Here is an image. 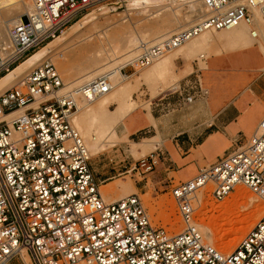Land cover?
<instances>
[{"label": "built area", "instance_id": "obj_1", "mask_svg": "<svg viewBox=\"0 0 264 264\" xmlns=\"http://www.w3.org/2000/svg\"><path fill=\"white\" fill-rule=\"evenodd\" d=\"M30 1V12L9 27L8 43L0 45V76L94 7L120 2ZM201 1L204 11L197 21L162 42L142 41L140 53L121 70L147 67L204 30L253 25L256 14L264 20V0ZM250 33L257 35L253 27ZM195 76L186 85V104L207 94ZM63 86L46 59L0 92V264L21 249L34 264H264V210L230 252L206 243L194 223L196 193L204 187L222 201L244 185L264 202V113L248 138L236 140L194 177L172 184L184 226L168 231L152 225L136 193L104 199L87 146L72 123L75 95L90 101L108 92L107 75L74 91L61 92ZM160 163L174 171L169 154L158 146L122 173L144 176ZM168 179L173 183L175 177Z\"/></svg>", "mask_w": 264, "mask_h": 264}, {"label": "rangeland", "instance_id": "obj_2", "mask_svg": "<svg viewBox=\"0 0 264 264\" xmlns=\"http://www.w3.org/2000/svg\"><path fill=\"white\" fill-rule=\"evenodd\" d=\"M122 4L123 2L113 4L112 7L115 6V8H117L115 10H110L109 8H111V6H108L109 4H100L94 7L91 11H86L87 13L77 20H80L79 22L75 21L77 22L76 25L74 24L75 22L72 23L73 25H68L65 29L62 30L61 33L57 35L60 36V38L50 39L54 41H47L44 45L40 46L18 64L23 63L33 54L40 51L41 48L51 43L45 49L47 51L44 50V53H42L41 56L36 59L38 60L37 63L27 69L25 73H27L34 66L40 64L42 61L46 60L47 56H51L47 59L49 61H51L50 59L54 60L52 62L64 81L65 75L62 74L61 69L59 68L61 65L66 66L71 70H76L77 67L82 66V62L84 61L85 57L91 55L93 51L100 48V46L106 49L109 47V43L114 44L113 40L111 41V39H113V37L114 39L115 37H117L115 35L116 31H118L117 33H119V31L121 32V28H117L118 26L113 28L114 25H117V22L125 25L131 24L132 26H134V24H137L135 23L136 19L145 16L144 13H142V11L140 10L138 11L128 9V12H126L125 10L123 11L122 9H124V7H122ZM101 6L105 7L101 8V10H97ZM183 8L185 9L182 10L183 12H187L189 9L188 6H183ZM70 26L73 27L69 29ZM98 34L100 35V38H97ZM89 35H91L90 38ZM87 36L88 39H86ZM95 38L99 40H95ZM89 39H91L90 42ZM144 39L148 41L152 38L146 37ZM150 42L154 43V41ZM253 47V49H248L243 54H239L237 56L244 62H242V68H248L253 65L256 58L262 57L264 60V56L259 50L258 46ZM75 65L77 66L75 67ZM175 65L176 66H173V68L165 75V77L157 80L153 86H150L146 83L135 82V76L140 74V72L145 68H132L131 66H128L124 69V71L125 74L130 76L128 77V79H126L127 81L125 80L126 82L124 83L131 82L133 84L131 95L132 98H134V100L137 102V104L140 105L137 108L138 110L147 109V111H149L150 108V112L154 116L159 117V119H157V121L159 120L160 123L159 126H157L158 132H160V134H165V136L169 133V138L173 141L174 144H176L177 142L180 143V141L182 140L189 141V151H191V149L193 148L191 147V145L195 146L196 144L201 142V140L206 136L208 132H211L212 130H221V127L215 126L213 124L214 117L213 119H209V117H207L203 113L205 108L203 98L197 96L191 104L184 103L183 98L187 94L186 85L188 81H193L196 77L195 75H198L200 81L203 78L202 71L199 70V67H201L199 59L196 56L190 58V60L177 58L175 60ZM225 66L226 65H223L222 69L218 70L219 74L223 73L222 71L225 69ZM262 66H264V61L260 66H255V69H258V67ZM187 67L190 68L182 73V71L187 69ZM209 81H214V78L205 77V81H202V85L207 86ZM249 81H251L249 82L251 88L256 91L255 95L261 98L264 102V71H255ZM178 83V88L171 89L173 87H177ZM10 86L11 85H9L8 87ZM159 87H161V89H163L165 92H161L160 90H158ZM168 88L170 89L167 90ZM113 107L114 103H111L109 108L113 109ZM259 110L260 106L258 103L254 105L252 109L247 113L246 118L249 121L254 122L255 126L260 119ZM171 120L172 122L177 124L174 128L168 127ZM204 126L205 128H203ZM193 128L194 130H196V128H199V130L194 135V137H190ZM238 131H240L241 133L234 134L233 144L236 140L244 139L247 136L246 132L249 131V129L248 126L245 125L240 126ZM155 133L156 129H154L152 126L147 127L131 136L127 134L125 138L122 139L120 144L109 148L106 147L104 150L98 152L97 154L91 156V153L89 151V154L91 156V164L93 170H97L99 172V175H102L101 178L116 174L114 178L106 181L108 183L99 185L102 195L103 192L101 190V186L103 185L106 186V188L109 189V191H111L113 195H116L124 190H128L131 193H136L141 198L143 205L149 214L152 225L161 226L168 231H179L180 229H182L184 224L178 214L176 203L170 194L172 184L177 183L178 181L176 173L173 171L170 172L166 169V165H163L161 163L158 164L152 172L146 173L144 176L132 175L131 173H122L129 167L130 163L134 162L135 159L146 155L148 152L155 149V146H152L143 154L134 156L131 153L132 143H139L142 140L147 139V137L154 135ZM172 134L174 135L173 137ZM179 151L182 155H184L186 149H179ZM192 160L194 164H197V157H193ZM172 168L174 171L178 170L177 165L175 164H172ZM189 173L190 169H184L181 173V176L185 174L188 175ZM170 174L175 177L173 183L168 179ZM135 184L142 186L141 189L135 188ZM237 186H242V188L245 189V192L249 194L251 198L243 200L241 199L238 202L235 201L232 198V194L235 192L234 189ZM234 189L224 200L216 201L210 194L205 192V188H202L197 192V203H194V219L197 222L199 221L198 225L200 231H202L207 224L213 225V229L217 231V235L219 237L216 235L217 238H215V240L212 242V245H214L222 252H230L234 248L238 240L250 228H246L243 231L240 238L236 240L237 242L235 241L234 244H232L230 247H226L228 241L231 240L230 238L234 236V229L242 225L241 221L243 220V218L247 217L257 205L258 207L262 208L257 219L260 217L261 213L264 210V202L247 187H245L244 185H236ZM228 206H230L231 209ZM224 208L227 209V212L223 214L218 212L219 209L224 210ZM202 222L204 223V226L202 225ZM232 230H234V232ZM203 238L207 243L208 241L204 236ZM27 254L28 257H26L25 261L22 260L21 255L19 254L13 257L7 264H34L30 254Z\"/></svg>", "mask_w": 264, "mask_h": 264}, {"label": "bare ground", "instance_id": "obj_3", "mask_svg": "<svg viewBox=\"0 0 264 264\" xmlns=\"http://www.w3.org/2000/svg\"><path fill=\"white\" fill-rule=\"evenodd\" d=\"M120 2H123V11L125 10L128 12L129 10H140L145 16L136 19L135 23L137 24H134V26L131 24H121L116 21L117 25H114L113 28L118 26L117 28H121V32L119 31V33H117L118 31H116L115 35L117 37L111 39L114 44L109 43V47L106 49L100 46V48L93 51L91 55L86 56L82 62V66H79L80 68L77 67L78 70H75L74 68V70H71L66 66L59 65L62 74L65 75L63 81L64 86L60 90L61 92L69 90L74 91L77 87L103 74L108 77L110 83V90L108 92L101 94L90 101L83 96L75 95L77 109L72 114V123L79 131L88 151L91 153V156L104 150L106 147L109 148L120 144L122 139L126 136L122 127L123 118L140 106L131 95L133 84L131 82L124 83L130 75L124 74L121 69L126 64L133 61V59L140 53L141 42H147L144 38L151 37L152 39L148 40L149 43H151L150 41H154L155 44L162 42L168 39L174 32H177L197 21L204 11L201 0H120ZM112 5L113 4L108 5L111 6V8H109L110 10L117 9L115 6L112 7ZM105 6H101L97 10H101V8ZM183 6H188L189 9L187 12L182 11L184 9ZM31 7L30 0H0L1 46L8 43L9 27L22 20L23 17L30 12ZM77 22L74 24L76 25ZM72 27L73 26H70L69 29ZM251 27L256 31V37L251 36ZM90 36L91 35H89V38ZM97 36V38H100L99 34ZM58 38H60V36L56 35L53 39ZM86 39H88V36ZM90 40L91 39H89V42ZM95 40L99 39L95 38ZM50 44L51 43L41 48L40 51L33 54L23 63L18 64L7 73L1 75L0 91L8 88L9 85L16 83L25 74L27 69L37 63L38 60L36 59L44 53L43 51ZM250 45H257L259 50L264 54V20H262L258 14L255 15L253 25H247L244 22H240L230 29L214 31L204 30L200 32L195 37H192L181 45L167 51L163 56L154 60L149 66L144 67L145 69L143 68L144 70L135 76V82L146 83L153 86L157 80L165 77L173 66H176L175 60L177 58L190 60V58L196 56L200 63L203 64V58L208 55L227 52ZM48 57L51 56H47L46 59ZM50 60L54 61L52 59ZM76 66L77 65H75V67ZM178 87L179 83L177 87L171 89ZM169 89L170 88L167 90ZM203 89L207 93V90L204 87ZM158 90L165 92L161 87H159ZM111 103H114L113 109L109 108ZM18 112L20 111H16L14 114ZM156 139L157 138H153L149 141L144 139L139 143L133 142L131 153L134 156L143 154L147 149V144L149 147H152L153 142H157ZM101 190L104 199L107 201L116 200L131 193L128 190H124L113 195V193L104 185L101 186ZM234 190L235 192L232 194V198L237 202L241 199L251 198L242 186H237ZM228 207L230 208V206ZM261 209L262 208L257 205L247 217L243 218L241 221L242 225L238 226V228L236 227L237 229H234L235 232L232 230L234 236L230 238L231 240H229L230 242L228 241L226 247H230L234 244V242L240 238L243 231L253 225L259 216ZM218 212L223 214L227 212V209H219ZM198 222L196 220L194 221L199 229ZM202 225L204 226V223ZM200 233L204 234H202V236L205 237L209 244H212L215 238H217V231L213 229V225L211 224L205 225V228L200 231ZM26 252V249H21L20 251L21 258L24 261L26 257H28V252Z\"/></svg>", "mask_w": 264, "mask_h": 264}, {"label": "crops", "instance_id": "obj_4", "mask_svg": "<svg viewBox=\"0 0 264 264\" xmlns=\"http://www.w3.org/2000/svg\"><path fill=\"white\" fill-rule=\"evenodd\" d=\"M253 46L257 45H250L227 52L211 54L203 58V64L200 63L201 67H199V70H201L203 74L201 83L202 81H205V77L214 78V81H209L207 86L202 85L207 90V94L203 98L205 104L203 113L209 117V119H213L214 117L213 124L221 127V130H212L211 132H208L201 142L195 146L191 145L193 148L189 151V141L182 140L180 143L177 142L174 144L169 138V133L165 136V134H160V132H158L157 126H159L160 123L157 119H159V117L154 116L149 108V111L145 109H135L123 118L122 127L126 135L129 134V136H131L144 128L152 126L156 129V133L147 137V141L157 138V142L154 141L153 146H155L154 148L159 146L167 151L171 160L177 165L178 170H176L175 173L178 177V181H186L194 177L199 168H202L213 161L233 145L234 134L241 133L238 131L240 126L247 125L249 129V131L246 132L247 136L244 139L251 135L256 126L254 122L249 121L246 117L247 113L254 105L259 103L260 117L264 113V102L261 98L255 95L256 91L251 88L249 83L251 82L249 80L255 71H264V66L255 69V66H260L264 60L262 57L256 58L253 65L248 68H242L243 60L237 57L239 54H243L246 50L253 49ZM223 65H226L225 69L222 71V74H219L218 70L222 69ZM190 67H187L182 73ZM169 124V128H174L177 125L172 122V120ZM203 128H205V126ZM198 130L199 128H196V130L193 128L190 137H194ZM173 136L174 135L172 134V137ZM149 148L150 147L147 144V149ZM179 149H186L185 154L182 155ZM193 157H197V164L192 162ZM184 169H190V173L181 176ZM94 174L99 184H106L108 183L106 182L107 180L116 176V174H113L101 178L102 175H99L97 170L94 171ZM141 187L142 186L135 184V188L141 189Z\"/></svg>", "mask_w": 264, "mask_h": 264}]
</instances>
